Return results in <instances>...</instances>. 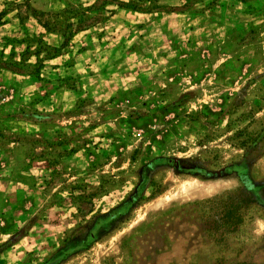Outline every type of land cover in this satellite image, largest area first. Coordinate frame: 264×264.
I'll return each mask as SVG.
<instances>
[{"label":"rangeland","instance_id":"1","mask_svg":"<svg viewBox=\"0 0 264 264\" xmlns=\"http://www.w3.org/2000/svg\"><path fill=\"white\" fill-rule=\"evenodd\" d=\"M182 4L231 8L254 46L218 80L173 65L210 81L182 80L162 111H80L69 90L107 66L112 17ZM232 192L250 199L242 222L204 232ZM0 208V264H264V0H0Z\"/></svg>","mask_w":264,"mask_h":264},{"label":"crops","instance_id":"2","mask_svg":"<svg viewBox=\"0 0 264 264\" xmlns=\"http://www.w3.org/2000/svg\"><path fill=\"white\" fill-rule=\"evenodd\" d=\"M231 12L227 7L194 9L182 4L164 16L124 10L116 13L104 30L105 35L113 34L107 66L103 65L107 61L105 57L99 63L96 61L95 64L101 66L95 73L78 77L77 83L81 86L76 91L69 90L74 103L86 99L80 111L94 109L101 122L106 123L109 110L120 108L129 113L162 111L161 98L168 94L167 90L172 96L190 94L185 91L188 87L182 86V80H188L190 87L204 86V81H210V72L202 83L196 77L199 74L191 73L183 78L179 74L183 70L180 67L174 76L171 73L176 72L172 71L175 64L188 66L205 62L206 67L202 70L211 71L212 76H216L211 79L218 80L221 75L216 72L223 75L222 70L232 48L254 46L241 38L243 30L228 24ZM220 16L223 18L218 22ZM171 20L178 22L174 24ZM200 57H204V61ZM62 58L54 57L50 63L60 66ZM69 92L65 94L70 95ZM205 93L210 94V90H205ZM7 232V227L0 225V235Z\"/></svg>","mask_w":264,"mask_h":264},{"label":"trees","instance_id":"3","mask_svg":"<svg viewBox=\"0 0 264 264\" xmlns=\"http://www.w3.org/2000/svg\"><path fill=\"white\" fill-rule=\"evenodd\" d=\"M235 201L237 204H235ZM210 200L204 205L210 206ZM218 203L222 204L221 210L217 213H209L206 216V223L203 227L204 232H212L217 236H222L228 231H232L234 227L239 225L243 220V211L250 205V199L242 192L237 195L235 192L228 193L223 198L218 199ZM210 218L212 223L210 225Z\"/></svg>","mask_w":264,"mask_h":264}]
</instances>
